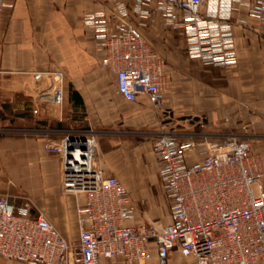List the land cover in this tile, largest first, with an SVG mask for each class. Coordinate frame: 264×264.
Instances as JSON below:
<instances>
[{
    "label": "built area",
    "instance_id": "2783aa9c",
    "mask_svg": "<svg viewBox=\"0 0 264 264\" xmlns=\"http://www.w3.org/2000/svg\"><path fill=\"white\" fill-rule=\"evenodd\" d=\"M4 0H0V10ZM88 12L84 24L104 51L103 65L116 77V92L127 101L145 95L161 110L168 88V63L147 40L144 28L158 21L184 34L186 51L203 64L229 66L238 59L234 19L243 4L264 20V0H109ZM36 99L62 106L65 73L31 71ZM35 111H37L35 109ZM170 128L152 132L153 150L169 200L171 220L161 224L147 211L138 224L125 184L106 176L95 162L92 129L68 130L55 143L62 156L61 191L75 196L78 241L71 242L30 197L0 194V258L26 264H102L122 257L146 264L156 251L169 264L179 248L197 264H260L264 261V153L251 136ZM30 134L40 129H16ZM85 137V139L83 138ZM198 152L190 161L188 153Z\"/></svg>",
    "mask_w": 264,
    "mask_h": 264
},
{
    "label": "crops",
    "instance_id": "0c3cea01",
    "mask_svg": "<svg viewBox=\"0 0 264 264\" xmlns=\"http://www.w3.org/2000/svg\"><path fill=\"white\" fill-rule=\"evenodd\" d=\"M109 6V0H4L0 10V126L40 129L0 135V160L9 162L10 170L16 168L19 178L30 180L37 207L75 243L76 199L61 191L63 162L55 146L68 130L95 132L96 164L106 176L115 175L125 184L137 207L128 224L142 222V211L161 224L171 220L153 150L152 132L163 121L194 131L204 120L203 130L216 134L213 139L225 133L251 136L264 153V20L250 17L246 7L238 5L234 19L245 23L234 26L237 62L204 64V85L194 84L187 95L168 90L157 110L145 95L127 101L116 92V77L103 65L104 51L84 24L86 13ZM157 17L148 26L152 38L143 30L147 40L163 53L169 48L186 52L184 34L167 29L160 14ZM58 69L66 79L60 107L36 99L37 85L29 74ZM188 155L190 161L200 157L198 152ZM0 264L26 263L0 258ZM102 264L129 263L118 256L104 258ZM146 264H159L156 251ZM169 264L197 263L176 247Z\"/></svg>",
    "mask_w": 264,
    "mask_h": 264
},
{
    "label": "rangeland",
    "instance_id": "374dc122",
    "mask_svg": "<svg viewBox=\"0 0 264 264\" xmlns=\"http://www.w3.org/2000/svg\"><path fill=\"white\" fill-rule=\"evenodd\" d=\"M144 31L146 37H153V31H150L149 27H145ZM163 31L172 33V31H167V29ZM172 50L174 49L169 48L168 50H166L165 53H163L161 50L159 51L160 54L165 57L168 63L169 82L166 92L168 90H174L175 88L174 91L183 94L185 93L187 95L190 90H193L194 84H199L201 86L204 85L202 81L205 80V65L198 59H196L195 61H188V53L187 51H183L182 48L174 51ZM203 122L205 123L204 120ZM173 127L174 126L172 125L170 128ZM197 129H200L198 125ZM14 130H16V126H0V135L16 133V131ZM9 164V162H4L3 160H0V194H8L12 197H16L18 201L22 200V197L27 196L32 198L36 203L35 196L31 193L32 187L28 183L30 182V180L19 178V174L16 171V168L14 170H10ZM143 212L144 211H142L141 213L143 214Z\"/></svg>",
    "mask_w": 264,
    "mask_h": 264
},
{
    "label": "water",
    "instance_id": "95a60500",
    "mask_svg": "<svg viewBox=\"0 0 264 264\" xmlns=\"http://www.w3.org/2000/svg\"><path fill=\"white\" fill-rule=\"evenodd\" d=\"M85 139V137H83Z\"/></svg>",
    "mask_w": 264,
    "mask_h": 264
}]
</instances>
